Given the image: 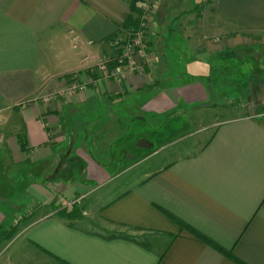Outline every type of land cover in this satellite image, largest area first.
Listing matches in <instances>:
<instances>
[{
  "label": "crops",
  "instance_id": "0c3cea01",
  "mask_svg": "<svg viewBox=\"0 0 264 264\" xmlns=\"http://www.w3.org/2000/svg\"><path fill=\"white\" fill-rule=\"evenodd\" d=\"M146 1L0 0V264H264V0H160L107 78Z\"/></svg>",
  "mask_w": 264,
  "mask_h": 264
},
{
  "label": "built area",
  "instance_id": "2783aa9c",
  "mask_svg": "<svg viewBox=\"0 0 264 264\" xmlns=\"http://www.w3.org/2000/svg\"><path fill=\"white\" fill-rule=\"evenodd\" d=\"M147 2H149V4L145 3L139 8L136 27L129 32L127 38L123 42L120 44H113L114 48H116L114 49L115 53L110 56L101 57L98 60V69L105 74L104 76L107 78L119 81L131 74L144 75L145 66L150 64V56L146 52L145 37L151 22L152 9L158 6L160 0H148ZM70 41L73 46L76 47L80 43L79 36L71 33ZM92 43V41H88L86 45L90 46ZM89 59L90 54L83 58V62H87ZM74 79L73 84L64 89L67 95L81 92L86 89L85 83L77 82V77L75 76ZM53 99L54 95H45L41 97V101L47 105L51 104ZM71 206L72 204L68 203V209ZM22 217L23 215H20L15 221H20Z\"/></svg>",
  "mask_w": 264,
  "mask_h": 264
},
{
  "label": "rangeland",
  "instance_id": "374dc122",
  "mask_svg": "<svg viewBox=\"0 0 264 264\" xmlns=\"http://www.w3.org/2000/svg\"><path fill=\"white\" fill-rule=\"evenodd\" d=\"M147 1H148V0H147ZM147 1H146L145 3H148V4H149V2H147ZM145 3H144V4H145ZM142 5H143V4H142ZM140 7H141V6H140ZM155 9H156V8L152 9L151 20H152V17H153V15H154V11H155ZM73 34H74V33H73ZM122 42H123V41H122ZM114 43H116V41H111V46H112L113 48H114V45H113ZM120 43H121V42H120ZM120 43H119V44H120ZM117 44H118V43H117ZM72 45H73V44H72ZM114 49H115V48H114ZM87 55L89 56V54H86L85 56H87ZM85 56H84V57H85ZM101 57H104V56H101ZM105 57H106V56H105ZM99 59H100V56L94 60V62H95V63H94V64H95V67L97 68L98 71H100V70L98 69V65H97V62H98ZM92 60H93V58L90 56V59H89L87 62H85V63H91ZM100 72H101V71H100ZM74 76L77 77V75H75V74H73V75L71 76L70 86L73 84V81L75 80V79H74ZM128 76H130V75H127L126 77H128ZM126 77H125V78H126ZM125 78H124V79H125ZM124 79H122V80H124ZM76 81L79 82V77H77V80H76ZM68 87H69V86H66V88H68ZM213 121H221V119L218 118L217 120H213ZM205 139H206V135H202V136H201V140L199 139V143H201V141H203V140L205 141ZM204 141H203V142H204ZM203 142H202V143H203ZM176 143H177V142H175L174 144H176ZM182 143H183V142H182ZM182 143L176 144V146H174V147H172V148H176V147H177V148H180V146H181ZM197 145H199V147L201 146L200 144H197ZM197 145H196L195 147H192V146H191V147L188 149V151L185 152V154H183V153H182V154L185 155V156L195 155V154L197 153L198 149H199V147H198ZM169 152H170L169 154H170L171 156H175V155H173L172 152H177V151H175V149H171V150H169ZM177 154H178V153H176V155H177ZM28 215H29V214H28ZM18 217H20V215H18L17 218H18ZM7 253H8V252H7ZM7 253H5L4 256H6Z\"/></svg>",
  "mask_w": 264,
  "mask_h": 264
},
{
  "label": "trees",
  "instance_id": "16d2710c",
  "mask_svg": "<svg viewBox=\"0 0 264 264\" xmlns=\"http://www.w3.org/2000/svg\"><path fill=\"white\" fill-rule=\"evenodd\" d=\"M60 215H61L62 217L68 218V219H73V218H74V217H73L74 214H73L72 211H70L69 213H67V212L65 211V212L60 213ZM15 233H16L15 230H13V231L11 230L8 239H10L12 236H14ZM214 247H215L216 249H218L220 252H222V254L226 255V256L229 257V258H231L234 262H237V261L235 260L234 256H233L231 253H229V252L225 253V251L219 249L218 247H216V246H214Z\"/></svg>",
  "mask_w": 264,
  "mask_h": 264
}]
</instances>
